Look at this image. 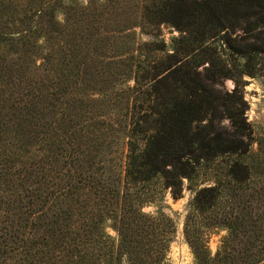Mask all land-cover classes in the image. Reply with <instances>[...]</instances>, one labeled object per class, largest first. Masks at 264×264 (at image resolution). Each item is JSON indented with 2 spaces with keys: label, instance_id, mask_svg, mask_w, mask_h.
Wrapping results in <instances>:
<instances>
[{
  "label": "trees",
  "instance_id": "1",
  "mask_svg": "<svg viewBox=\"0 0 264 264\" xmlns=\"http://www.w3.org/2000/svg\"><path fill=\"white\" fill-rule=\"evenodd\" d=\"M82 1L0 0V264H169L175 220L144 209L196 179L184 223L195 264H264L244 92L264 74V0H138L146 25L179 35L154 34L133 57L120 124L59 73L73 64L67 29L112 8ZM212 230L227 232L215 254Z\"/></svg>",
  "mask_w": 264,
  "mask_h": 264
},
{
  "label": "rangeland",
  "instance_id": "2",
  "mask_svg": "<svg viewBox=\"0 0 264 264\" xmlns=\"http://www.w3.org/2000/svg\"><path fill=\"white\" fill-rule=\"evenodd\" d=\"M102 1L107 2V7L112 6V8L100 11L101 19L98 22H93L92 17H87L86 20L81 21L82 23L77 24L76 30H74L75 27L67 29L66 32L72 33V37L69 38L72 48L68 56L72 57L73 64L72 66L69 64L68 71L62 62H59L57 66L59 73L65 75L66 79H69L75 86L76 95L73 98L77 103L89 99L104 100L106 107L109 106L103 109L104 114L110 117L117 113V117L114 116L112 119L115 121L117 119L116 123L120 124L118 117L122 116V111L119 110L118 103L126 101L123 91L132 86V83L126 82V77L131 65L134 64L133 57L141 51L147 53L148 49L145 44L152 41L154 34L161 35L169 44L170 40L179 33L167 26L154 30L146 25L142 19L138 0ZM79 3L86 8L85 1L80 0ZM87 11L88 15L92 14L91 10ZM58 17L64 19L61 15ZM200 70L202 71L203 67ZM13 75H19L16 66L14 71L12 70ZM245 81H247L244 90L246 117L254 132L255 140L260 141L262 145L254 143L249 157L250 166L253 168L249 193L256 202L259 198L264 200V74L257 78L246 77ZM224 88L232 91L235 88L234 81L226 80ZM110 102L116 104V107H112L114 104L111 106ZM95 110L103 114L102 109L99 106L97 108V105ZM71 113L75 115L78 112L73 109ZM227 123L224 122L226 125ZM120 136L122 138V133ZM200 185V179L192 183L185 181L181 197L177 200L173 198L169 190L161 191L163 197L159 195L154 203L147 205L144 209L147 213H153L161 207L165 214L175 220L176 234L168 253L169 264H195L194 256L184 235V223ZM157 187L160 190L161 186ZM108 226L110 227L109 234L115 237L117 234L113 230V225L108 223ZM206 234L209 247L215 254L227 236V232L212 230L207 231Z\"/></svg>",
  "mask_w": 264,
  "mask_h": 264
}]
</instances>
